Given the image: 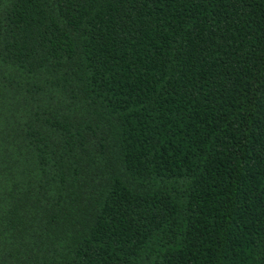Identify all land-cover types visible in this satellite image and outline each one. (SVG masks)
Returning <instances> with one entry per match:
<instances>
[{
    "label": "trees",
    "instance_id": "1",
    "mask_svg": "<svg viewBox=\"0 0 264 264\" xmlns=\"http://www.w3.org/2000/svg\"><path fill=\"white\" fill-rule=\"evenodd\" d=\"M0 264H264V0H0Z\"/></svg>",
    "mask_w": 264,
    "mask_h": 264
}]
</instances>
